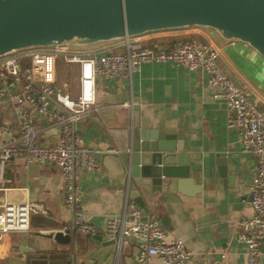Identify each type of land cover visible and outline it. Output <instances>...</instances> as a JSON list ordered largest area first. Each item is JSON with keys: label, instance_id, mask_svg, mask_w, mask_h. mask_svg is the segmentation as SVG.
Here are the masks:
<instances>
[{"label": "crops", "instance_id": "obj_1", "mask_svg": "<svg viewBox=\"0 0 264 264\" xmlns=\"http://www.w3.org/2000/svg\"><path fill=\"white\" fill-rule=\"evenodd\" d=\"M139 37L144 43L196 39L214 46L219 52V66L264 108V57L249 44L226 40L215 29L194 26ZM123 44L124 40H120L89 51H121ZM68 65L78 75L77 65ZM207 78L202 69L190 71L162 62L143 63L132 78L99 79L97 102L77 123L83 144L96 152L99 148L118 151L127 158L134 144L131 115L138 108V114L152 124L147 134L163 137L150 140L157 150L145 152L147 160L163 158L166 174L160 176L159 185L148 180L145 189L138 186L149 207L146 212L128 197L125 189L117 187L115 179L102 167L98 172L81 170L87 219L104 240L108 239V218L135 222L138 218L131 212L137 209L142 221L156 218L170 238L185 241L192 253L188 264H247L238 222L243 215L253 213L244 200L250 199L258 159L243 151L239 130L228 128L227 102L214 97ZM0 117L15 128L20 126L21 117L10 100L0 101ZM35 121L36 140L54 144L58 127L43 118ZM5 178L0 180V194L6 193L11 203L31 204L32 219L29 231L8 233L0 241V264H9L10 258L25 261L30 256L50 255L57 244L54 235L68 228L79 241L82 264H165L160 256L139 262L141 239H128L119 251L117 245H96L89 234L74 228L73 215L65 205L63 173L57 165L26 164L19 159L5 168ZM260 264H264V258Z\"/></svg>", "mask_w": 264, "mask_h": 264}, {"label": "built area", "instance_id": "obj_2", "mask_svg": "<svg viewBox=\"0 0 264 264\" xmlns=\"http://www.w3.org/2000/svg\"><path fill=\"white\" fill-rule=\"evenodd\" d=\"M123 40L121 51H85L78 49L82 45L64 43L0 56V101L13 102L21 117L18 128L0 117V180L6 181L5 168L19 159L26 164L48 162L57 165L63 173L65 205L73 215V227L84 234H98V228L87 219L84 209L81 170L98 172L101 164L97 152L83 144L77 123L88 107L97 102L99 79L132 78L143 63L171 62L190 71L202 69L214 89V97L227 102L228 128L239 130L243 151L258 159L250 185V199L244 200L253 213L239 219L238 236L245 243L247 264H260L264 258V112L259 101L219 66V52L214 46L196 39L143 44L139 36ZM60 60L78 67L75 96L64 93L59 86ZM36 118L46 119L58 127V139L54 144L36 140ZM131 213L137 221L128 223L116 217L106 221L105 234L116 240L119 251L128 239L138 238L143 241L138 255L140 263L154 256L162 257L165 264L189 263L192 253L182 238H170L156 218L142 221L140 210L133 209ZM31 219V204L11 203L6 193L0 194V241L8 233L29 231Z\"/></svg>", "mask_w": 264, "mask_h": 264}, {"label": "water", "instance_id": "obj_3", "mask_svg": "<svg viewBox=\"0 0 264 264\" xmlns=\"http://www.w3.org/2000/svg\"><path fill=\"white\" fill-rule=\"evenodd\" d=\"M193 26L215 29L224 39L247 43L264 57V0H0V56L28 48L94 45ZM137 109L131 115L134 144L127 158L102 148L97 150V158L117 187L149 212L138 186L145 189L148 180L159 185L160 176H166L163 158L154 156L150 162L145 155L157 150L150 140L163 137L147 134L152 124ZM88 236L102 247L116 245V240H104L99 234ZM54 240L56 248L50 255L30 256L25 261L10 258L9 264H82L79 241L71 228L56 232Z\"/></svg>", "mask_w": 264, "mask_h": 264}, {"label": "rangeland", "instance_id": "obj_4", "mask_svg": "<svg viewBox=\"0 0 264 264\" xmlns=\"http://www.w3.org/2000/svg\"><path fill=\"white\" fill-rule=\"evenodd\" d=\"M114 42L116 41L99 43V44H94V45H84V46L78 47V49L87 51V50H91L97 47H102L103 45H108ZM120 43H122V41ZM141 43L143 44L144 42L142 41ZM61 61L62 60H60V63H58L59 77H61V82L59 83V86L63 90L64 93L75 96V94L77 93V88H78L77 71L69 67V65H67L66 63H63ZM260 108H262V110L264 109L263 106L261 107V105H260Z\"/></svg>", "mask_w": 264, "mask_h": 264}, {"label": "trees", "instance_id": "obj_5", "mask_svg": "<svg viewBox=\"0 0 264 264\" xmlns=\"http://www.w3.org/2000/svg\"><path fill=\"white\" fill-rule=\"evenodd\" d=\"M167 39H165V40H159V41H166Z\"/></svg>", "mask_w": 264, "mask_h": 264}]
</instances>
